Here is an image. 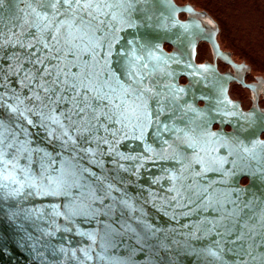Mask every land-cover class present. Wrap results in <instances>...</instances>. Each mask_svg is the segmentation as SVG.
<instances>
[{
	"label": "snow or ice",
	"instance_id": "6c2138e0",
	"mask_svg": "<svg viewBox=\"0 0 264 264\" xmlns=\"http://www.w3.org/2000/svg\"><path fill=\"white\" fill-rule=\"evenodd\" d=\"M158 2L0 0V213L37 264H264V111L163 53Z\"/></svg>",
	"mask_w": 264,
	"mask_h": 264
},
{
	"label": "flooded vegetation",
	"instance_id": "af4514ba",
	"mask_svg": "<svg viewBox=\"0 0 264 264\" xmlns=\"http://www.w3.org/2000/svg\"><path fill=\"white\" fill-rule=\"evenodd\" d=\"M174 2L181 9L179 19L189 28L186 33L184 29L181 30V33H184V45L180 50L178 45L168 42L164 44V49L169 53L180 51L182 57L190 53L196 66L209 69L207 72L201 71L205 76L210 79L225 78L226 95L234 104L239 105L241 110L247 112L252 110L254 105H258L260 110L264 111V55L260 52L261 57L258 56L248 44L242 45L241 39L232 31H225L219 11L210 6V1ZM212 4L219 7L213 1ZM213 39L217 42V49L211 44ZM180 83L187 85L189 79L183 76ZM218 128L219 125H214L213 131ZM225 128L231 130L230 125ZM261 138L264 139V134ZM251 184L245 177L242 186Z\"/></svg>",
	"mask_w": 264,
	"mask_h": 264
},
{
	"label": "water",
	"instance_id": "95a60500",
	"mask_svg": "<svg viewBox=\"0 0 264 264\" xmlns=\"http://www.w3.org/2000/svg\"><path fill=\"white\" fill-rule=\"evenodd\" d=\"M209 1L211 7L218 9L220 18L224 23L225 31H232L233 34L241 39L242 45L248 44L252 52L256 53L258 56L261 57V54L264 55V14L259 9L248 0H208V2ZM212 1L217 3L219 7H214ZM203 3H205V0H203ZM171 5L180 9L176 6L174 0H171ZM155 13L158 19L154 20V24L163 25V27H154L150 30L149 35L156 39L163 53L171 54L164 49V44L168 42L176 45L172 42V38L181 33L183 28H181L180 25H184L178 17L179 11L173 13L168 0H159L155 5ZM127 35L131 36V32L127 33ZM211 44L214 49H217V42L215 39L211 41ZM183 45L182 41L181 44L178 45L179 50ZM192 62L195 65L193 60ZM173 67L176 68L178 66L173 65ZM196 67L204 71L202 67ZM186 77L189 79L188 76ZM249 186L253 185L251 184ZM29 203L35 204L40 203V201H30ZM85 227H87V225H85ZM20 240L21 234L8 222L4 214L0 213V264H37L31 250L18 245L17 242Z\"/></svg>",
	"mask_w": 264,
	"mask_h": 264
},
{
	"label": "rangeland",
	"instance_id": "374dc122",
	"mask_svg": "<svg viewBox=\"0 0 264 264\" xmlns=\"http://www.w3.org/2000/svg\"><path fill=\"white\" fill-rule=\"evenodd\" d=\"M248 1L264 14V0H248Z\"/></svg>",
	"mask_w": 264,
	"mask_h": 264
}]
</instances>
